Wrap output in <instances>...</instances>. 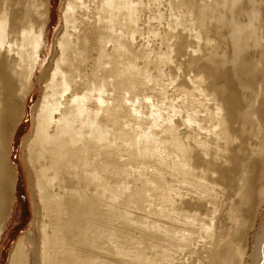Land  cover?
Here are the masks:
<instances>
[{"label":"bare ground","instance_id":"bare-ground-1","mask_svg":"<svg viewBox=\"0 0 264 264\" xmlns=\"http://www.w3.org/2000/svg\"><path fill=\"white\" fill-rule=\"evenodd\" d=\"M61 3L47 46L50 0H0V240L41 81L7 264H264V0Z\"/></svg>","mask_w":264,"mask_h":264},{"label":"rangeland","instance_id":"rangeland-1","mask_svg":"<svg viewBox=\"0 0 264 264\" xmlns=\"http://www.w3.org/2000/svg\"><path fill=\"white\" fill-rule=\"evenodd\" d=\"M62 0H50V21L48 24V45L53 46V41L55 35L57 34V28L59 27L61 21V14L60 7ZM151 4L147 10L143 12L145 19L149 14H156L157 10L162 13L164 17L169 18L168 11L164 5H160L159 8L153 7L155 5ZM152 6V7H151ZM165 8V9H164ZM157 9V10H156ZM156 10V11H155ZM148 11V12H146ZM166 11V12H165ZM146 14V15H145ZM59 16V17H58ZM146 16V17H145ZM155 24V23H154ZM150 39L151 37L148 36ZM145 39H143L144 41ZM152 40V39H150ZM149 40V41H150ZM145 42V41H144ZM154 42H149L148 45H153ZM49 52L47 50L46 57L48 56ZM35 89L32 93H30L26 99L25 105V114L21 116L17 127L14 132L13 141H12V149L10 151V158L11 161L16 163L18 170H17V180H16V188H15V197L16 201L14 204V209L12 216L8 220L7 228L5 229L1 240H0V264H7L8 257L13 249L14 242L17 239V236L22 234V232L31 228V222L33 220V205L31 203V190L27 184V177L26 170L24 169L21 163V150H22V143L23 137L30 131L31 127V117H32V107L35 104L37 98L40 94V85L41 81H35ZM259 219L256 220L255 225L252 227V230L249 232V241L251 242L252 234L258 228ZM255 227V228H254ZM249 242V243H250Z\"/></svg>","mask_w":264,"mask_h":264}]
</instances>
